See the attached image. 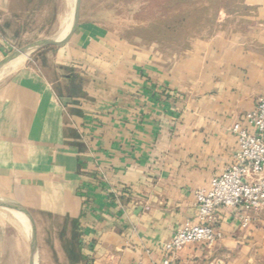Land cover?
I'll use <instances>...</instances> for the list:
<instances>
[{
  "label": "crops",
  "instance_id": "0c3cea01",
  "mask_svg": "<svg viewBox=\"0 0 264 264\" xmlns=\"http://www.w3.org/2000/svg\"><path fill=\"white\" fill-rule=\"evenodd\" d=\"M49 1L0 0V204L27 218L0 207V264H29L30 230L38 264H159L175 231L200 224L195 193L233 161L232 126L253 132L264 0H236L184 51L79 20L63 44L16 56ZM241 211L218 209L221 238L173 264H264V210L246 229Z\"/></svg>",
  "mask_w": 264,
  "mask_h": 264
},
{
  "label": "built area",
  "instance_id": "2783aa9c",
  "mask_svg": "<svg viewBox=\"0 0 264 264\" xmlns=\"http://www.w3.org/2000/svg\"><path fill=\"white\" fill-rule=\"evenodd\" d=\"M247 128L232 126L237 150L233 161L210 181L209 190H197L195 205L200 224L185 222L163 245L164 257L159 264H173L174 254L188 244L211 247L221 238L212 227L218 209H242L236 217L241 229H246L254 215L264 210V97L254 110L245 115Z\"/></svg>",
  "mask_w": 264,
  "mask_h": 264
},
{
  "label": "rangeland",
  "instance_id": "374dc122",
  "mask_svg": "<svg viewBox=\"0 0 264 264\" xmlns=\"http://www.w3.org/2000/svg\"><path fill=\"white\" fill-rule=\"evenodd\" d=\"M78 1L79 20L103 25L107 30L115 32L120 36L123 42L131 45H145L143 42L144 39L141 35H143V30L151 23L160 24L166 18L170 20L171 17H174L182 10L191 11L192 9V6H190L192 1L190 3H185L184 5L181 4V6L176 4L171 6V3L166 6L165 0ZM49 3L50 5L41 6L39 12H35V14L29 16L27 20L26 34L24 35L22 42H20L18 49L37 41H57L65 37L69 30L66 25H68L70 21L69 19H71V17L73 18L74 0H50ZM69 3H71L72 6H70ZM189 29H191V26ZM191 33V30L187 31V34L190 36ZM156 34L157 31L154 30L149 33V35L158 37L159 35L156 36ZM193 42L194 40L191 42V45ZM29 54H31V51L28 52V55ZM0 207L8 208L2 204H0ZM20 221L23 222L22 219ZM13 243L20 246V242ZM18 249H20V247H18ZM37 260L36 264H38ZM19 264H28V261Z\"/></svg>",
  "mask_w": 264,
  "mask_h": 264
},
{
  "label": "trees",
  "instance_id": "16d2710c",
  "mask_svg": "<svg viewBox=\"0 0 264 264\" xmlns=\"http://www.w3.org/2000/svg\"><path fill=\"white\" fill-rule=\"evenodd\" d=\"M166 6L184 5L192 3L191 11L182 10L170 20L166 18L160 24L151 23L143 30L141 37L145 44L155 43L162 48L174 51L188 49L195 39L207 38L217 29V19L220 13L232 14L238 12L239 7L235 5L236 0H165ZM191 26V29L189 27ZM157 31L156 36L149 35ZM191 30V36L187 31ZM149 32V33H148ZM148 33V34H147Z\"/></svg>",
  "mask_w": 264,
  "mask_h": 264
},
{
  "label": "water",
  "instance_id": "95a60500",
  "mask_svg": "<svg viewBox=\"0 0 264 264\" xmlns=\"http://www.w3.org/2000/svg\"><path fill=\"white\" fill-rule=\"evenodd\" d=\"M78 20H79V1L78 0H74V13H73V24L70 28V30L68 31V33L65 35V37L61 40H57V41H51V40H41V41H37L34 42L30 45H27L26 47L22 48L17 54L16 56H18L19 54L25 53V52H30L32 50H35L37 48L43 47V46H49V45H53V46H59L61 44H63L67 38L73 33V31L75 30V28L78 25ZM12 58H10L9 60H11ZM10 208L16 212H18L19 214H21L24 219L27 221L26 215L23 212V210L18 207L15 204H9ZM30 260H29V264H36V243L34 240V236H33V232L30 230Z\"/></svg>",
  "mask_w": 264,
  "mask_h": 264
},
{
  "label": "bare ground",
  "instance_id": "6f19581e",
  "mask_svg": "<svg viewBox=\"0 0 264 264\" xmlns=\"http://www.w3.org/2000/svg\"><path fill=\"white\" fill-rule=\"evenodd\" d=\"M72 3V2H71ZM71 3H69L70 4V6H72L71 5ZM71 12V11H70ZM63 17V16H62ZM70 21H69V23H68V25H66L68 28H69V30H70V28H71V26H72V24H73V18L71 17V19H69ZM68 22V21H67ZM67 24V23H66ZM58 25H60V24H58ZM66 27V28H67ZM64 28V27H63ZM62 28V29H63ZM68 30V31H69ZM68 33V32H67ZM66 33V34H67ZM27 53L28 52H25V53H23L24 55H27ZM25 59V56H22V57H20L15 63H14V66L15 65H18V64H20L23 60ZM4 206H7L8 207V209L10 208V206H8V205H4ZM2 209V208H1ZM5 209V208H4ZM11 209V208H10ZM13 211V210H12ZM11 211V212H12ZM4 212V211H3ZM16 214V213H15ZM12 215H13V213H12ZM19 215V214H18ZM21 218H22V220H23V222H25V219H24V217L22 216V215H19ZM13 217H15V216H13ZM19 218V217H18ZM21 218H19L20 220H21Z\"/></svg>",
  "mask_w": 264,
  "mask_h": 264
}]
</instances>
